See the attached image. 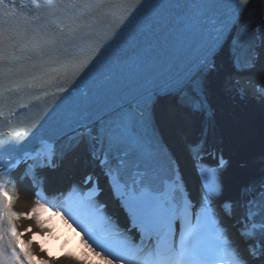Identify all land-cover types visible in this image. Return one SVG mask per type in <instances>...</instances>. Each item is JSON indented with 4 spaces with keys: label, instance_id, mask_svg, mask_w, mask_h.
Returning <instances> with one entry per match:
<instances>
[{
    "label": "snow or ice",
    "instance_id": "1",
    "mask_svg": "<svg viewBox=\"0 0 264 264\" xmlns=\"http://www.w3.org/2000/svg\"><path fill=\"white\" fill-rule=\"evenodd\" d=\"M144 2L0 0V264H264V169L226 195L227 161L209 167L202 155L212 126L208 77L221 52L231 51L236 74L219 87L264 100V0H177L194 58L163 77L107 71L96 87H78ZM164 98L178 130L181 109L207 116L202 139L172 147L155 117ZM81 152L94 170L49 186L44 173ZM18 185L34 197L24 212L14 210ZM22 217L34 225L21 231ZM52 217L67 225L61 237ZM73 233L82 242L75 250L54 248Z\"/></svg>",
    "mask_w": 264,
    "mask_h": 264
},
{
    "label": "bare ground",
    "instance_id": "2",
    "mask_svg": "<svg viewBox=\"0 0 264 264\" xmlns=\"http://www.w3.org/2000/svg\"><path fill=\"white\" fill-rule=\"evenodd\" d=\"M227 54H224V57H226ZM264 57V50L263 55ZM231 69L229 67H224V69L221 71L220 76H224L225 78L229 75ZM217 75L216 78L220 77ZM211 84V83H210ZM261 104V103H260ZM172 108L170 107V112L168 114L162 112L160 109L155 111V117L158 121L160 130L162 134L165 136L166 140L172 145L173 148L176 147L177 141L181 145H184V141L182 140L180 136L179 130L174 126V122L171 116ZM264 108L260 110L259 113H257L256 118H246L242 115H240L239 120L233 121V126L239 127L240 130H235L234 134L238 135L240 139L243 140L242 144L238 149H235L237 156L242 157L247 154L250 150L254 148H260V157L262 160L258 163H255L254 165H248V166H238L235 164H230L229 167H225L222 170V176H223V182L225 185V194L226 195H233L236 191L235 184L231 182L229 179V174L232 175V177H239L241 181H244L247 177L252 178L260 173L261 169H264V132L262 134L257 133V118L258 122L264 125ZM234 146V145H233ZM191 161L190 156L185 151L184 154L181 157V163L184 165V167L187 166V163ZM190 178H192L191 174L189 175ZM23 198H26L24 200H27L28 196L27 194H23ZM31 203L29 201H26L22 203V207H27ZM63 223L61 220H58L56 217H52L50 222L51 229L54 228V225L56 223ZM64 226V225H63ZM70 250H75V246L71 247ZM61 264H70V262L67 259H62Z\"/></svg>",
    "mask_w": 264,
    "mask_h": 264
},
{
    "label": "rangeland",
    "instance_id": "3",
    "mask_svg": "<svg viewBox=\"0 0 264 264\" xmlns=\"http://www.w3.org/2000/svg\"><path fill=\"white\" fill-rule=\"evenodd\" d=\"M264 113V112H263ZM256 118V117H255ZM258 119L259 118H257V133L258 134H262L263 132H264V125L262 124V122H261V124L258 122Z\"/></svg>",
    "mask_w": 264,
    "mask_h": 264
}]
</instances>
